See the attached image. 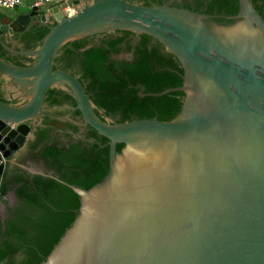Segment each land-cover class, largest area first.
Returning a JSON list of instances; mask_svg holds the SVG:
<instances>
[{"label":"water","instance_id":"water-1","mask_svg":"<svg viewBox=\"0 0 264 264\" xmlns=\"http://www.w3.org/2000/svg\"><path fill=\"white\" fill-rule=\"evenodd\" d=\"M140 1L68 0L15 17L0 12L7 21L0 34L34 23L48 28L32 51L0 39L6 52L32 59L17 66L0 58L18 100L0 101V184L5 162L42 112L78 110L82 125L108 140L109 170L89 190L69 186L79 196L78 216L42 264H264V19L252 0H238L230 24ZM115 31L147 35L178 60L182 85L158 94H184L172 120L103 122L78 79L54 69L66 43ZM54 87L75 108H46ZM17 165L42 172L37 163L10 167ZM7 200L14 206L12 192Z\"/></svg>","mask_w":264,"mask_h":264},{"label":"trees","instance_id":"trees-1","mask_svg":"<svg viewBox=\"0 0 264 264\" xmlns=\"http://www.w3.org/2000/svg\"><path fill=\"white\" fill-rule=\"evenodd\" d=\"M165 1L143 0V5ZM252 3L264 19V0ZM171 6L207 15L219 24H230L229 18L239 10L238 0H174ZM47 33V27L34 26L19 34L22 49H36ZM0 58L17 66L32 62L25 56L8 55L1 45ZM54 62V69L78 79L103 122L106 118L116 123L153 118L166 122L181 109L182 92L158 94L180 87L183 70L172 54L147 35L135 37L129 31H115L68 42ZM2 84L0 79V101L13 104L16 100H5ZM44 105L76 106L72 97L58 87L47 91ZM66 113L70 112H43L29 145L33 158L44 162L45 174L32 175L17 166L2 174L0 203L7 205V196L12 192L16 204L6 208L4 220L0 216V264H42L78 216L79 196L69 186L89 190L108 174V140L89 126L81 138L71 137V133L79 132L72 118L81 115L75 110L72 122L62 121ZM122 148L117 144L116 154Z\"/></svg>","mask_w":264,"mask_h":264},{"label":"flooded vegetation","instance_id":"flooded-vegetation-1","mask_svg":"<svg viewBox=\"0 0 264 264\" xmlns=\"http://www.w3.org/2000/svg\"><path fill=\"white\" fill-rule=\"evenodd\" d=\"M173 2H174V0H168V1H165L164 3H169L170 5L171 4H173ZM140 3L141 4H143V0H141L140 1ZM4 11H6V10H0V12H2L3 14H5L6 16H10V15H12L13 17H15L16 15H19V14H17L15 11H11V13L12 14H7V13H5ZM26 13V12H25ZM13 21V18L10 20V22L9 23H11ZM8 23V24H9ZM5 24H7V21L6 20H4V19H2L1 21H0V27L1 26H4ZM34 26H40L39 24H37V23H34L33 25H31V26H28L27 28H26V30L25 31H23V32H17V33H14L13 35H9V34H7V33H5V32H2L1 34H0V39H1V41L2 42H4V44L7 46V47H9V48H12L14 51H16V52H19V51H25V50H23L22 49V40H21V38H18V35L19 34H24V33H27L32 27H34ZM2 47V46H1ZM17 47V48H16ZM3 49V48H2ZM4 50V49H3ZM8 53V52H7ZM8 55H10V56H15L14 54H10V53H8ZM17 56H19V55H17ZM70 74V73H69ZM0 79H2L3 80V84H2V89H3V92H4V98H5V100L6 101H8V102H11L12 100H16L13 104L11 103L10 105H17L18 104V100L17 99H13V91L11 90H9L8 88H10V87H6L5 85H6V81H5V79H4V76L3 75H1L0 74ZM45 98V97H44ZM43 103H44V100H43ZM7 104V103H6ZM45 106V105H44ZM64 107H69V108H73V107H71V106H68V105H63ZM65 111V110H64ZM66 111H69L70 113H66L65 115H63V116H61V120L62 121H73V123H76L78 126V128H79V132H78V134H75V133H71L72 134V136L71 137H73V138H81L82 137V135L85 133V131H86V127L87 126H83L82 124H83V120L81 119V117H79V116H73V118L71 117V114L73 113V112H75V110H71V109H68V110H66ZM43 113V112H42ZM42 113L40 114V117H39V119H40V122L39 123H37V125L34 127V130H33V132H32V135H31V137H29V138H27L26 140H25V142H24V144L13 154V155H11L8 159H7V161L5 162V168H4V172L7 170V168L9 169H11V167H10V164H14V165H16V163L18 162V161H20V162H24L25 164L26 163H37L38 165H39V168L40 169H42V172L40 173V174H45V170H47L46 169V166H45V164H44V162L41 160V159H34L33 158V156H32V152H31V150H30V148H29V145L34 141V139H35V133H36V130H37V128L40 126V123L42 122ZM71 118L73 119V120H71ZM32 122H30L29 124L32 126V124H31ZM57 136H59V139L60 138H62L61 136L62 135H60V134H58ZM55 141V139L53 138L52 140H51V143H53ZM7 165H8V167H7ZM17 167H19L18 165H17ZM38 167V166H37ZM19 168H21V167H19ZM23 170H24V168H22ZM4 172H3V174H4ZM36 174H38V173H33L32 175H36ZM48 174H49V176L50 175H52V173L51 172H48ZM1 185V184H0ZM10 201L11 200H9V202H8V204L7 205H4V204H2V203H0V216L2 217V220H4V215H5V212H6V208L7 207H13L11 204H10ZM15 204H16V202H15V200L13 201ZM2 205V206H1Z\"/></svg>","mask_w":264,"mask_h":264},{"label":"built area","instance_id":"built-area-1","mask_svg":"<svg viewBox=\"0 0 264 264\" xmlns=\"http://www.w3.org/2000/svg\"><path fill=\"white\" fill-rule=\"evenodd\" d=\"M68 0H0V9L2 10H14L23 4L31 7H43V6H62ZM65 9L74 11L73 8L66 7Z\"/></svg>","mask_w":264,"mask_h":264},{"label":"crops","instance_id":"crops-1","mask_svg":"<svg viewBox=\"0 0 264 264\" xmlns=\"http://www.w3.org/2000/svg\"><path fill=\"white\" fill-rule=\"evenodd\" d=\"M24 6H27V4H23V6H21L22 8L18 7L14 10H10V11H15L17 14H23L25 12H22L21 10H23L25 7ZM28 11V10H27Z\"/></svg>","mask_w":264,"mask_h":264},{"label":"rangeland","instance_id":"rangeland-1","mask_svg":"<svg viewBox=\"0 0 264 264\" xmlns=\"http://www.w3.org/2000/svg\"><path fill=\"white\" fill-rule=\"evenodd\" d=\"M23 6V5H22ZM25 8L23 9V10H21L22 12H27V10H29V6H24ZM20 8H22L21 6H20ZM5 13H10L11 11H8V10H6V11H4Z\"/></svg>","mask_w":264,"mask_h":264}]
</instances>
